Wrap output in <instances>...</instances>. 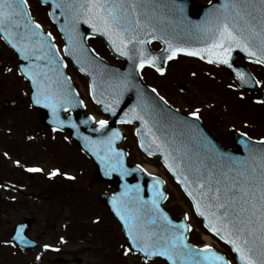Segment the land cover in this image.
Segmentation results:
<instances>
[{
	"label": "snow or ice",
	"instance_id": "obj_1",
	"mask_svg": "<svg viewBox=\"0 0 264 264\" xmlns=\"http://www.w3.org/2000/svg\"><path fill=\"white\" fill-rule=\"evenodd\" d=\"M52 6L59 9L64 18L60 26L66 40L64 51L81 65V72L93 76V99L112 116L117 115V108L130 81L128 75H112L109 96L96 98V77L89 68L101 70L102 65L88 56L84 34L79 30L81 22L88 25L93 33L107 37L120 56L129 60L138 58L135 63L137 70L148 65L163 74L164 69L156 64L157 57L149 54L144 47L148 37L167 45L165 53L168 60L178 53H185L207 59L210 64L227 65L231 69L233 49H239L249 57H255L257 63H264V0H225L205 21L189 29V35H195L200 42L199 47H186L164 34H157L163 30L153 23L157 18L156 8L162 7L156 0H52ZM177 8L183 12L182 6ZM49 14L55 16L54 11ZM0 34L28 62L21 71L31 81L33 103L50 109L58 125L67 122L76 128L71 117L68 121L59 117L61 109L68 111L75 107L69 78L60 70L62 60L51 39L52 33L45 34L41 25L32 19L27 0H0ZM236 76L243 83H248L244 72L236 71ZM152 91L155 92V89ZM190 115L198 118V110ZM92 120L96 121V132H102L109 124L107 119L96 120L92 116L80 123ZM134 120L140 121L142 126L136 129L140 147L147 146L149 156L154 155L153 147L162 154L165 166L192 199L195 213L203 218L204 227L230 245L241 264H264V148H248L246 145L249 156L244 161H233L237 165L235 168L217 171L216 161H212L211 165L206 162L211 157L201 159L198 152H192L188 143L181 141L177 144L174 138H162L167 137L166 132L157 135L153 131L156 126L163 129L166 125L159 110L143 99V93L138 94L137 104L120 117L122 124H131ZM120 138L116 129L95 139L82 136L85 148L107 169L105 175L119 172L124 177L129 172L124 167V153L113 147ZM192 139L198 148L209 150L211 142L207 137L198 134ZM218 156L221 162L225 159L223 153ZM27 171L39 172L41 169L28 168ZM57 171H52L49 176H55ZM162 183L154 178L151 186L153 195L149 200L140 195L139 184H125L121 196H113V208L123 221L130 242L124 250L125 254L136 251L145 260L166 257L171 264H229L208 245L193 250L185 243V233L190 226L186 223L173 224L168 219L160 206V199H166L158 187ZM184 219L187 220V214ZM15 238L23 240L19 231ZM43 247L49 249L51 246L45 244Z\"/></svg>",
	"mask_w": 264,
	"mask_h": 264
},
{
	"label": "rangeland",
	"instance_id": "obj_2",
	"mask_svg": "<svg viewBox=\"0 0 264 264\" xmlns=\"http://www.w3.org/2000/svg\"><path fill=\"white\" fill-rule=\"evenodd\" d=\"M27 4L33 19L45 31L52 33L54 43L61 51L63 40L55 24L48 18V7L38 0H27ZM88 43L102 58L115 62V57L99 38L89 37ZM64 58L66 71L78 90L86 112L96 120L108 119L92 101L87 78ZM0 63V264H165L161 259L145 260L134 251L125 254L124 250L128 247L120 232V225L97 198L99 193L111 191L107 182L92 178L93 163L69 139L67 133L48 129L42 124L37 111L29 106L27 95L30 90L17 72L16 55L1 39ZM168 66L165 84L153 78L152 73H147L146 78L172 105L177 85H172L175 81L173 65ZM192 68L197 69V66ZM15 92L23 100L18 99L14 105L5 103L6 99H14ZM227 106L214 112V116L224 119L223 124L227 125V118H244L249 120L248 123L257 121L241 107L240 112L233 111L231 116L232 108L230 104ZM239 124L229 127L242 131L246 129L250 133L245 132L252 139L264 140V127L258 130L250 127L253 129L251 131ZM121 127L125 137L121 146L128 153V163L147 164L155 168L153 174L164 180L167 192L165 209L170 214L172 212L174 219L187 214L189 240L194 245L203 244V234L208 235V230L195 214L190 199L179 183L157 156H148L140 150L134 135V124ZM225 127L222 125V130ZM222 136L228 137L226 133ZM28 168H39L41 171L29 172ZM54 170H58L57 174L49 176ZM5 196L14 201H3ZM31 210L33 213H30ZM5 215L10 217L6 218L7 221L4 220ZM24 218L31 219L28 237L38 242L32 250L19 248L11 239L15 225ZM45 244L51 247L45 249ZM211 245L221 250L231 264H237L228 244L216 238ZM52 249H57L58 253L55 254ZM60 258L67 262H57Z\"/></svg>",
	"mask_w": 264,
	"mask_h": 264
},
{
	"label": "water",
	"instance_id": "obj_3",
	"mask_svg": "<svg viewBox=\"0 0 264 264\" xmlns=\"http://www.w3.org/2000/svg\"><path fill=\"white\" fill-rule=\"evenodd\" d=\"M38 1L43 5H48V10H47L48 17L56 25L61 35V38L63 39V42H64L62 46V52L67 58L70 59L71 63L78 69V71L84 74L88 78L90 96L92 100L96 103V101L93 99V93H92L93 76L89 75L88 72H81L80 71L81 65L77 64L76 61L73 60L72 57H70L64 51V45L66 43V40H65L64 34L60 31V26L61 24H63L64 18L60 14V10L53 9L52 0H38ZM156 3L162 5V7L156 8L157 18L153 20V23L158 29L163 30L162 33H157V34H164L166 38H170L175 43L183 44L186 47H199L200 42L196 39L195 35H189V29H192L194 25H197L205 21L211 13H214L215 10L219 9L225 3V0H212L210 3L206 5L197 4L193 0H156ZM178 5L183 7L182 13L178 10L177 8ZM192 9L197 10L196 15L192 14L191 12ZM28 11L30 13L29 8H28ZM53 11L55 12V16L49 14V13H52ZM177 22H179V26L177 25ZM41 30L45 34L48 33V32H45L42 29V27H41ZM79 30L81 33L84 34V46L88 49V56L93 61H98L102 65L101 70H97L95 68H89V71H91L93 75H95L96 77L95 79L96 98L105 99L106 97L109 96L108 89H109V84L112 83L110 79L112 75H119V76L128 75V79L130 81V86L127 88L126 91H124V94L121 98L120 105L117 108L116 116H112L111 114L104 112L103 106L101 104L96 103L100 106L101 110L104 113L109 115V118H110L108 120L109 121L108 126L102 132L94 131L97 125L93 124V120L88 121L87 123H80V121L82 120H87L88 117L91 115L84 112V108H85L84 104L80 103L82 100L79 98L77 91L75 90L73 84L71 83V80L65 70V60L63 59V56L60 53L57 46L56 48L62 60V65L60 66V70L64 73L65 76L69 78V84H70V87L73 93V103L75 104V107L70 108L68 111H64L63 109H61L59 112V117L60 119L65 120V121H68L69 117H71V120L74 121L77 125L76 128H73L71 126V123H67V122L64 125H58L55 122V119L50 109L44 107L42 104L37 105L33 103L32 98H31L32 92H33L31 81L26 76H24L21 71L22 67L27 65L28 62L23 60V58L19 55V53L11 47V45L7 42L6 39H4L2 34H0V38L4 41L7 47L11 49L17 55V59H18L17 72L19 75L22 76V78L27 82V84L30 87V92H29L30 107L37 109L38 114L43 124L48 125L55 130H61V131L68 132L69 137L79 146L80 150L88 158H90L92 163L95 165V169L92 174L93 179L103 180L107 182L108 187L111 189V191L101 192L97 195V198L103 205H105L108 208L110 213L120 224V232L126 238V245L127 247H129L130 242L127 239V231L124 228L123 221L119 219V217L116 215L115 210L113 208V203H112L113 196H121V194L124 192L125 184H128V185L139 184L141 186L140 195L145 200H149L151 199L153 195L151 186L154 184V178H158L159 180L163 181L161 177L147 173L140 165L129 164L128 159H127L128 158L127 151L122 146L118 147V144L122 143L124 139L123 131L119 127V125L122 124L120 123V117L123 116L124 112L128 111L129 108L137 104L139 93H143V99L147 103L153 105L154 108L159 110V112L162 114V121L166 125V127H164L163 129H160L159 126H156L153 128V131H155L157 135H162L163 132H166L167 137H162V138L164 139H168L169 137L174 138L177 144H179L181 141L188 143L192 152H198L201 159H205L206 157H211V160H206V162L209 165H211L212 161H216L217 171L226 169L227 167L235 168L237 165L234 164L233 161H244L249 156V152L246 149V145L248 148H255V149L264 148V140H253L251 138H248L244 134H241L238 132H232L231 135H232L234 142L239 147L238 150H232L230 148L223 147L203 127V125L200 123V121L197 118L191 115H185L179 112L178 110L170 107L167 103H165L164 100L160 99V96L156 92L152 91L153 88H151L150 86L146 85L143 82L139 74V70L135 68V63L138 62V58L134 60H129L127 57L120 56L119 53H117L111 47L110 43L108 42L107 37H104L100 33H93L91 31V28L88 25L83 24L82 22L79 26ZM88 37L100 38L113 55H115L117 58L125 60V63L123 64V66L111 64L107 62L105 59H103L102 57H100L98 54H96L87 43ZM145 39H147L148 42L144 45V47L147 49L149 54L157 57L156 64L162 67L165 61L167 60V54L165 53V49L167 45H165L161 40L157 39L158 41H160L162 46L159 50L153 51L149 46V43L152 41V39L150 37L145 38ZM236 51L242 53L247 58L256 59L255 57H249L246 53L242 52L239 49H233L232 57L234 56V53ZM85 67H88V65H85ZM239 86L241 87L247 86L246 88H248L249 90L255 91L257 85H251V86L250 85H239ZM260 99L264 100V94L260 95ZM8 102L10 104H13L12 100L11 101L8 100ZM131 124H135L134 134L136 136L139 148L146 155H148L147 146L145 148L140 147V137L136 134V129L142 128L140 121L134 120ZM112 129H116L120 132L121 138L115 141L113 147L124 153V157H123L124 167L129 170L128 174L124 177H121V174L119 172H111L110 174L105 175V172L107 171V169L96 158V156L92 154V152H90L87 148H85L84 141L82 139V136H90L95 139V138L100 137L101 135H107ZM198 134H202L203 136L207 137V140L211 142V145L208 146L209 150L206 151L204 147H199V148L197 147L196 142L192 139V137L197 136ZM151 150L154 152V155L152 156L159 157L164 167L167 169V171L172 175L174 180L177 182L176 177L165 166L162 154L156 151L154 147ZM219 153H223L225 155V159L222 162L219 159V156H218ZM179 185L181 189L183 190V192L185 193V195L190 199L192 206H193L192 199L187 195V193L184 190V187L180 183ZM158 187L161 191L164 192L165 197H167V193L164 190V182L161 185H158ZM164 200L165 198L160 199V206L163 209V211L166 213V215L168 216V219L171 220L173 224L186 223L189 225L187 220L184 219L185 217L184 215L179 216L177 219L172 218L169 212L162 206V203L164 202ZM200 218L204 225L203 218L202 217ZM30 222H31V219L24 218V220L20 221L14 227L13 232H12V240L22 249L32 250L38 245L36 241L29 238L27 235ZM17 231H19L20 235L23 237V240H19L15 238ZM185 235L187 237V239L185 240V243H187L193 250H199L204 247V246H197L191 243V241L188 238L189 231H187ZM215 236L218 239H220L219 236L217 235ZM210 248L212 251H214L218 255L223 256L227 261H229L222 252L212 247ZM230 248L232 250L231 246ZM52 252H56V249H52ZM232 252L235 255L236 262L238 264H241L238 258V255L233 250ZM138 254L142 258H144L142 254L140 253ZM148 259H161L165 261L166 264H171L170 261H167L166 257H151ZM229 264H230V261H229Z\"/></svg>",
	"mask_w": 264,
	"mask_h": 264
},
{
	"label": "flooded vegetation",
	"instance_id": "obj_4",
	"mask_svg": "<svg viewBox=\"0 0 264 264\" xmlns=\"http://www.w3.org/2000/svg\"><path fill=\"white\" fill-rule=\"evenodd\" d=\"M193 1L201 5H206L212 0ZM192 14L196 15L197 10L192 9ZM153 45L156 47H153ZM150 46L153 50H158L161 47L160 42L157 40L151 41ZM230 62L232 63L231 69L227 65L210 64L206 60L198 57L178 53L175 58L165 62L162 67L164 69L163 74L148 65L143 69H139V72L147 85H150L146 78L147 73H152L153 78L156 77L159 83L165 84L167 82L165 73L169 67L168 65H173L172 72L175 81L172 85H177V89L173 93L172 105L168 103L186 114L198 110V119L215 139L224 147L236 150L237 145L232 139V131L240 132L250 138L252 137L245 132L250 133L248 130L245 129L242 131L229 127L230 125L235 124L240 126L239 123H242V128L247 127L251 131H253L251 128L258 130L264 127V101L260 99L261 93H264V63H257L256 59L247 58L238 51L234 53ZM112 63L122 65L123 60L115 58V62ZM194 65L197 66V69L192 68ZM236 71L244 72L245 79L248 80V83H243L237 78ZM256 81H259V83L257 84ZM237 85H257V89L251 92L248 88ZM150 86L153 87L152 85ZM153 88L155 89V87ZM158 93L161 95L160 92ZM13 97V104L11 105L16 104L18 99L21 98L16 92ZM21 99L23 100V98ZM228 104L232 108L229 115L233 116V111L240 112L239 107H241L256 117L257 121H254L255 123H248L249 120L244 118H227V125L223 124L224 119L220 116H214V112H219ZM222 125L226 126L224 130L221 128ZM223 133H226L228 137L226 136L224 138L222 136ZM60 262L65 263L67 260L63 259Z\"/></svg>",
	"mask_w": 264,
	"mask_h": 264
},
{
	"label": "bare ground",
	"instance_id": "obj_5",
	"mask_svg": "<svg viewBox=\"0 0 264 264\" xmlns=\"http://www.w3.org/2000/svg\"><path fill=\"white\" fill-rule=\"evenodd\" d=\"M141 166L149 174H153V172L155 171V168L153 166H150V165H147V164H141ZM3 199L2 200L6 201V202L14 201L13 198L8 197V196L7 197L5 196V198H3ZM30 213H33V211L31 210ZM6 218H10L9 215H5L4 220ZM6 221H7V219H6ZM203 239H204L205 245L209 244L211 242V237L209 235L203 234Z\"/></svg>",
	"mask_w": 264,
	"mask_h": 264
},
{
	"label": "trees",
	"instance_id": "obj_6",
	"mask_svg": "<svg viewBox=\"0 0 264 264\" xmlns=\"http://www.w3.org/2000/svg\"><path fill=\"white\" fill-rule=\"evenodd\" d=\"M171 214H172V212H171Z\"/></svg>",
	"mask_w": 264,
	"mask_h": 264
}]
</instances>
